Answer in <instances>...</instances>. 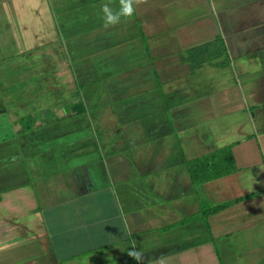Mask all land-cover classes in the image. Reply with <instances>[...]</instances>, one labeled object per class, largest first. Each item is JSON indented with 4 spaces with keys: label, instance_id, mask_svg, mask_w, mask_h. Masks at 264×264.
I'll return each instance as SVG.
<instances>
[{
    "label": "crops",
    "instance_id": "obj_1",
    "mask_svg": "<svg viewBox=\"0 0 264 264\" xmlns=\"http://www.w3.org/2000/svg\"><path fill=\"white\" fill-rule=\"evenodd\" d=\"M105 4L0 0V264H264V0Z\"/></svg>",
    "mask_w": 264,
    "mask_h": 264
},
{
    "label": "trees",
    "instance_id": "obj_2",
    "mask_svg": "<svg viewBox=\"0 0 264 264\" xmlns=\"http://www.w3.org/2000/svg\"><path fill=\"white\" fill-rule=\"evenodd\" d=\"M236 170L231 147L218 149L208 155L187 162V171L194 185L229 176L235 173ZM226 206L228 204L209 208L206 213L218 212Z\"/></svg>",
    "mask_w": 264,
    "mask_h": 264
},
{
    "label": "clouds",
    "instance_id": "obj_3",
    "mask_svg": "<svg viewBox=\"0 0 264 264\" xmlns=\"http://www.w3.org/2000/svg\"><path fill=\"white\" fill-rule=\"evenodd\" d=\"M134 0H120V6L118 10H114L105 4L102 8V19L103 27L105 29L117 25L122 22V20H127L134 15ZM129 256L134 257L135 259H140V252L130 251Z\"/></svg>",
    "mask_w": 264,
    "mask_h": 264
},
{
    "label": "rangeland",
    "instance_id": "obj_4",
    "mask_svg": "<svg viewBox=\"0 0 264 264\" xmlns=\"http://www.w3.org/2000/svg\"><path fill=\"white\" fill-rule=\"evenodd\" d=\"M43 60H41L40 62H42ZM19 65H23V67H24V69H28V76L29 77H27L25 80H23L22 81V84H24L25 86L26 85H30L31 86V82H32V80L30 79V77H32V78H35L37 75L35 74V68L37 67V61L36 60H34V59H31V58H29V59H26V61H19V62H17ZM30 71H32V75L31 74H29L30 73ZM19 82H21V80L19 81ZM95 96H97V98H100V99H103V97L101 96V95H98L97 93H96V95ZM96 98V100H98ZM104 99L106 100L107 98L106 97H104ZM93 103H96L95 102V99H93L92 100V104ZM108 104V102L105 104V105H107ZM94 110V109H93ZM98 110V109H97ZM96 110V111H97ZM57 142H60V141H57Z\"/></svg>",
    "mask_w": 264,
    "mask_h": 264
}]
</instances>
